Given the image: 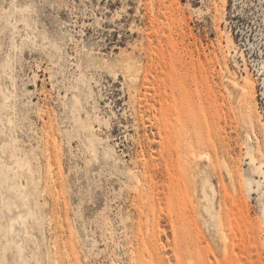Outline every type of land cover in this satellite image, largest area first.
Listing matches in <instances>:
<instances>
[{"label": "rangeland", "instance_id": "rangeland-1", "mask_svg": "<svg viewBox=\"0 0 264 264\" xmlns=\"http://www.w3.org/2000/svg\"><path fill=\"white\" fill-rule=\"evenodd\" d=\"M159 40L195 69L173 90L170 66L151 71L147 137L124 76L83 57ZM167 135L175 155L153 145L161 168L143 172L142 149ZM0 149L20 161L0 174V264H264V0H0Z\"/></svg>", "mask_w": 264, "mask_h": 264}, {"label": "bare ground", "instance_id": "bare-ground-1", "mask_svg": "<svg viewBox=\"0 0 264 264\" xmlns=\"http://www.w3.org/2000/svg\"><path fill=\"white\" fill-rule=\"evenodd\" d=\"M117 2V1H116ZM115 3V1H114ZM149 3V2H148ZM153 4V3H152ZM130 9V8H129ZM132 9V8H131ZM153 10V9H151ZM154 12V11H153ZM131 13L127 14V19H125L126 17H124L125 20L129 21L130 17H132L133 15H130ZM159 15V14H158ZM126 21V22H127ZM154 22H156L158 25L160 24L159 22V17L157 16L155 19H153ZM153 22V24H154ZM155 26V28H157V26ZM163 27V26H162ZM135 32V31H133ZM130 37V35H124V40L128 39ZM168 41V40H167ZM161 41L159 40L158 43H156L155 41H151L148 43V46L144 47L143 43L140 42V47L139 49L143 52V51H146V55L145 56H141L140 54L142 52H133L129 55H123L121 57L118 56V58H116L115 60H112L111 62H104L102 60V58H99L97 56H94L92 55L91 53L89 54H86L84 55V61L86 63V65H89V64H95V65H101L102 63H105L104 65V69H105V72H108L109 74L113 75L115 78H120L121 75L124 76V84H127L129 85L131 88H133V90L135 91V95L137 96L136 98V102L139 104V106L135 109V114H136V118L138 119V125L140 126V124H143L142 128L144 129L145 131V135L147 137H149V135L146 133L147 132V128L148 126L149 127H153L155 125V122H153V119L152 118H145L146 117V114H148V109L151 108L148 107L149 105L145 104L144 102H147V97H146V94L144 92H142V89L144 87H147L148 84L150 83V78L151 76H149L151 74V71L157 67H161V68H167L170 66L169 70L168 71H165L164 72V77L161 78V81H160V85H163V88H166V87H170L172 90L174 88V86H180V87H183L185 86V82L190 78V74H192L190 72V69L191 68H194L195 69V66H194V63L193 62H189V63H186L184 64V61L182 58L184 57H181V56H171L169 59L166 58V55L164 53H159V47L161 46ZM168 45H171V44H168ZM176 45V44H175ZM177 46V45H176ZM169 47V46H167ZM172 47H174L172 45ZM173 49V48H172ZM177 49V47H176ZM175 49V50H176ZM186 53V51H184ZM173 53V52H172ZM189 53V52H188ZM184 54V53H183ZM185 55V54H184ZM200 53L198 55V58L197 60L199 62H201L202 64V61H201V58H200ZM186 56V55H185ZM193 57V56H192ZM144 58V59H143ZM187 59V58H186ZM192 59V58H191ZM190 59V60H191ZM195 58H193L194 60ZM185 60V59H184ZM211 60V59H210ZM214 60V58H213ZM196 62V61H194ZM205 62V61H204ZM178 63H180V65L178 66ZM207 63V62H206ZM169 64V65H168ZM190 64V65H189ZM204 65V64H203ZM198 66V65H197ZM191 67V68H190ZM208 67V66H207ZM206 67V68H207ZM163 70V69H162ZM204 70V69H203ZM193 76V75H192ZM113 77V78H114ZM156 78V77H154ZM192 80V79H191ZM115 82V80H114ZM210 82V81H209ZM199 83V82H198ZM205 83V82H204ZM194 84V83H193ZM4 85V84H3ZM195 85V84H194ZM232 86L236 89H238V91L242 90L244 87L242 86V84L240 82L237 81V78L234 77V79L232 78ZM179 89V88H178ZM177 89V91H178ZM149 90V89H148ZM152 90V88H151ZM185 90V89H184ZM85 92L86 90L84 91V82L83 80L77 85L76 89H74V92H73V95L68 98V102L69 104L72 106L73 103L75 101H77V99H80L82 100V98H84V95H85ZM183 92V91H182ZM87 94V93H86ZM160 99H161V102L163 105H165L169 100L170 98H173L175 100V94L173 93H166V91H163L161 92L160 94ZM154 100V99H153ZM143 103L145 104L144 106ZM155 103V102H154ZM153 104V103H152ZM169 104V103H168ZM167 104V105H168ZM155 106V105H154ZM166 106V105H165ZM157 107V106H156ZM145 108V109H143ZM174 109V108H173ZM162 111V110H161ZM150 112V111H149ZM169 113V112H168ZM170 115V113H169ZM130 117V116H129ZM148 117V116H147ZM155 117V116H154ZM78 118H81V117H78ZM129 119V118H128ZM155 119V118H154ZM157 119V118H156ZM147 120L150 121L151 123L146 125L147 124ZM167 120H169L168 118H164V126L167 127L168 126V122ZM163 125V124H162ZM155 127V126H154ZM78 129L79 131L81 132V134L85 137H88L90 136V134L92 133V129H93V126L91 125V123L87 122L86 120L84 119H80L79 120V123H78ZM152 131V130H151ZM160 134H161V131H160ZM188 136V135H187ZM169 136L167 135L166 137L165 136H162V140L161 141H157V142H153V141H148L149 144H146L145 147L142 149L143 150V155H147V153H149V158H143L139 163H138V166L141 167V169H143V172L145 171H154V172H157L156 170L157 169H160L161 168V163L158 162H155L153 161L152 159V152L150 153L149 150H152V146L155 145V144H161L162 145V148H161V151L163 152L164 150L167 151L168 155L172 158L175 154L172 153L173 151V144L171 143V139H167ZM166 139L168 142H166ZM187 139V138H185ZM175 143V142H174ZM140 144L142 146H144V140L143 141H140ZM175 145V144H174ZM160 146V145H159ZM94 150L95 148L92 147ZM175 150V149H174ZM177 150V149H176ZM113 152V151H112ZM157 152V151H156ZM192 154H193V149H192ZM114 153V152H113ZM166 153V154H167ZM176 153V151L174 152ZM105 157L108 159L109 156H111V152L109 151V149H106L105 152ZM160 154V152H159ZM207 155L208 153H203L202 156L204 155ZM195 155V153L193 154V156ZM199 155V153H198ZM209 155V154H208ZM207 155V156H208ZM168 156V157H169ZM201 156V157H202ZM210 156V155H209ZM200 157L196 155V159ZM200 157V158H201ZM157 158V157H156ZM155 158V159H156ZM186 158V157H185ZM184 158V160H185ZM160 159V158H159ZM162 159V158H161ZM164 159V158H163ZM162 159V160H163ZM167 159V158H166ZM199 159V158H198ZM174 160L172 161H168V162H165L164 166H163V169H162V173L165 172V170L169 171L171 169V165H173ZM176 161V160H175ZM188 161V160H186ZM196 161V160H195ZM155 162V163H153ZM9 163H20V161H18V159H16L15 156H13L12 152H11V149H9V151L6 153L4 152L2 149H0V174H1V170H4L5 169V165H8ZM195 163V162H194ZM193 163V164H194ZM253 166L255 167V159L252 157V162ZM177 164V163H176ZM137 167V166H136ZM261 167V165H260ZM189 169V168H188ZM178 170V169H177ZM135 171H136V168H135ZM133 171L130 167H128L126 173H125V177H126V180L129 182V183H132V184H135V181L137 182H140V173L138 172H135ZM159 171V170H158ZM180 172V170H179ZM182 172L184 173H187V166L182 169ZM160 173V172H159ZM170 173V172H168ZM193 173V172H191ZM179 175V174H178ZM192 175V174H191ZM152 176V175H151ZM157 176V175H156ZM166 176V175H165ZM150 179V178H149ZM152 179V178H151ZM143 180V178H142ZM172 180V179H171ZM180 180V179H179ZM152 182H153V179H152ZM19 183H21V187L26 191L27 195L29 196V191H28V184L27 182H22L20 181ZM138 184V183H137ZM145 185V184H143ZM149 186V185H148ZM135 187V186H133ZM153 187V186H152ZM11 186L9 185V188L10 189ZM137 188V187H136ZM135 188V189H136ZM146 188V187H145ZM144 188V189H145ZM196 190V189H195ZM194 190V191H195ZM203 194L204 195H207V190L206 188L204 187L203 188ZM197 192V191H196ZM195 192V193H196ZM148 194V193H147ZM182 194V193H181ZM145 198V197H144ZM194 198V197H193ZM180 199V198H179ZM198 199V197H197ZM200 199L202 200V197H200ZM200 199L198 201H200ZM196 200V199H194ZM179 201V200H178ZM180 203V202H179ZM194 203H197L196 201ZM200 203L199 206H202L201 204V201L198 202V204ZM176 208V207H175ZM192 208V207H191ZM234 208V207H233ZM177 210H178V207H177ZM30 211H33L32 208H30ZM141 216V215H140ZM179 221V220H178ZM179 223V222H178ZM181 224V223H180ZM194 227V226H193ZM194 231V230H193ZM225 235V234H224ZM226 236V235H225ZM228 236V235H227ZM225 237V238H228V237ZM189 237V236H188ZM192 238V237H190ZM224 238V239H225ZM191 241V240H190ZM227 241V240H225ZM200 242V241H199ZM233 242V241H232ZM188 243H191V242H188ZM223 243V241H222ZM207 244V243H206ZM224 244V243H223ZM225 245V244H224ZM226 246V245H225ZM224 246V247H225ZM227 247V246H226ZM231 247V246H230ZM177 248V247H176ZM225 250V249H224ZM226 251V250H225ZM228 253V252H227ZM213 254V253H212ZM224 255L226 253H223ZM197 256V255H196ZM185 258V257H184ZM193 259V258H191ZM195 259V258H194ZM194 259L192 260V262L194 261ZM185 260V259H184ZM188 260V259H187ZM190 261V260H189ZM185 262V261H183ZM203 262V261H202ZM218 261H216L217 263ZM188 263V262H187ZM196 263V261H195ZM205 263V262H204ZM176 264V263H175Z\"/></svg>", "mask_w": 264, "mask_h": 264}]
</instances>
